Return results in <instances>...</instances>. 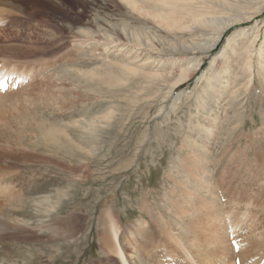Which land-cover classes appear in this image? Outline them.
Returning <instances> with one entry per match:
<instances>
[{
    "label": "rangeland",
    "instance_id": "rangeland-1",
    "mask_svg": "<svg viewBox=\"0 0 264 264\" xmlns=\"http://www.w3.org/2000/svg\"><path fill=\"white\" fill-rule=\"evenodd\" d=\"M262 3L0 0V263L264 264Z\"/></svg>",
    "mask_w": 264,
    "mask_h": 264
},
{
    "label": "bare ground",
    "instance_id": "bare-ground-1",
    "mask_svg": "<svg viewBox=\"0 0 264 264\" xmlns=\"http://www.w3.org/2000/svg\"><path fill=\"white\" fill-rule=\"evenodd\" d=\"M160 1L164 2V0H160ZM182 1L183 2H187V1L190 2V0H182ZM229 1L231 2L232 5H234V4L238 3L240 0H229ZM232 1H235V2L233 3ZM261 6L264 7V3H262ZM257 10L252 11V13H256ZM246 13L248 14V12H246ZM252 16L253 15H248L245 18H251ZM159 20L165 21L166 20V17H160L159 19H157V21H159ZM199 24L203 26V29H202V32H203V40H204V41H202L203 43L202 42L199 43V41L192 40V41H190L189 45H184L183 48L186 47V46H188L190 48H194L196 46V49L199 50V51L208 50V49H210L212 47V45L214 44V42H216L218 40V38L221 36V34H222L221 32L218 33L219 31H217V30H216V32L218 34L217 33H214L215 29L212 26H210V24L207 21H205V20L200 21ZM207 27H211V28H207ZM216 34H217V36H216ZM254 37H255V35H254ZM253 38L251 39V41H254ZM14 82H13V84H14ZM1 85L2 84H1V80H0V86ZM1 218L2 217L0 216V220H1ZM114 226L111 228L112 241H113V244H114L113 245L114 246L113 255L117 259H119V261H120L121 264H132V263H130L128 261V258L124 255V253H123V251H122V249H121V247L119 245V240H118L119 230L116 229V228H114ZM2 228H3V226H2V223L0 222V229H2ZM1 233H2V230H0V238H1ZM19 236H21V235H19ZM6 264H16V263H6Z\"/></svg>",
    "mask_w": 264,
    "mask_h": 264
}]
</instances>
